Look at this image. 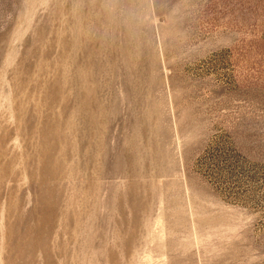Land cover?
Listing matches in <instances>:
<instances>
[{"label": "rangeland", "instance_id": "rangeland-1", "mask_svg": "<svg viewBox=\"0 0 264 264\" xmlns=\"http://www.w3.org/2000/svg\"><path fill=\"white\" fill-rule=\"evenodd\" d=\"M0 264H264V0H0Z\"/></svg>", "mask_w": 264, "mask_h": 264}]
</instances>
